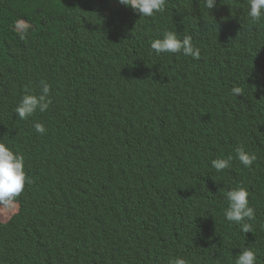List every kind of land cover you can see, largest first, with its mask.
<instances>
[{"label":"trees","instance_id":"1","mask_svg":"<svg viewBox=\"0 0 264 264\" xmlns=\"http://www.w3.org/2000/svg\"><path fill=\"white\" fill-rule=\"evenodd\" d=\"M248 10L167 0L144 17L118 0H0V143L30 181L0 203V264H235L245 248L264 264V19ZM166 31L199 57L157 55ZM41 80L49 109L19 119ZM237 148L255 154L250 168ZM240 187L248 233L224 218Z\"/></svg>","mask_w":264,"mask_h":264},{"label":"clouds","instance_id":"2","mask_svg":"<svg viewBox=\"0 0 264 264\" xmlns=\"http://www.w3.org/2000/svg\"><path fill=\"white\" fill-rule=\"evenodd\" d=\"M216 2L217 0H205V6L212 10L216 6ZM118 3L131 7L141 16L153 17L156 13L165 11L167 0H118ZM247 15L254 23L264 19V0H249ZM151 48L157 55L182 53L184 56L193 58H198L200 55L199 49L194 48L190 36H184L181 39L173 31H166L161 38L154 39L151 42ZM50 91L51 86L43 80L40 81L39 94H31L26 91L15 108L17 117L27 120L37 111L46 112L52 103ZM232 91L237 96L242 95V90L239 87H234ZM33 127L39 134H44L47 131L41 122H35ZM235 158L246 168H250L256 160L255 154H250L243 148L236 149ZM232 160L233 156L231 155L227 159H214L212 167L220 172L231 167ZM26 181H28V177L24 171L23 156L14 152L7 144L0 143V203L10 206L24 190ZM226 199L228 207L224 211V218L239 225L245 233L252 231V226L248 221L255 219V209L250 205L247 189L240 187L229 190ZM257 259V254L253 250L245 248L236 257L235 264H257ZM171 264H186V261L177 257Z\"/></svg>","mask_w":264,"mask_h":264},{"label":"rangeland","instance_id":"3","mask_svg":"<svg viewBox=\"0 0 264 264\" xmlns=\"http://www.w3.org/2000/svg\"><path fill=\"white\" fill-rule=\"evenodd\" d=\"M155 28V27H154ZM153 32L151 31L149 34H152ZM4 209L3 208H0V217H4ZM8 217H6L7 219Z\"/></svg>","mask_w":264,"mask_h":264}]
</instances>
